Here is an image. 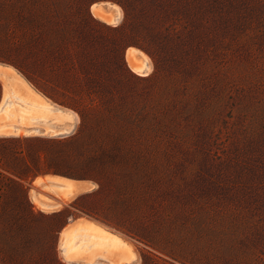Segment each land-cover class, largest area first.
I'll return each instance as SVG.
<instances>
[{
    "label": "rangeland",
    "instance_id": "obj_1",
    "mask_svg": "<svg viewBox=\"0 0 264 264\" xmlns=\"http://www.w3.org/2000/svg\"><path fill=\"white\" fill-rule=\"evenodd\" d=\"M0 63L79 117L43 135L58 121L0 82L6 124L39 133L0 137V264H108L62 258L80 218L139 264H264V0H0ZM49 175L93 188L43 212L32 197L54 205L55 183L35 182Z\"/></svg>",
    "mask_w": 264,
    "mask_h": 264
},
{
    "label": "bare ground",
    "instance_id": "obj_2",
    "mask_svg": "<svg viewBox=\"0 0 264 264\" xmlns=\"http://www.w3.org/2000/svg\"><path fill=\"white\" fill-rule=\"evenodd\" d=\"M91 11L95 18L108 25H118L122 18L121 7L112 3L94 4ZM126 58L130 69L134 73L148 75L152 71L151 59L143 52L130 48L126 53ZM0 82L5 88L9 84L11 86L8 89H4L5 95L11 92V94L25 99L31 105L38 107L36 108L37 112H35L38 114H40L38 112L40 108H46L52 114L53 119L58 121L57 127L59 129L46 130L43 135L54 137L58 136L60 132L71 134L74 131L79 120L77 113L59 106L55 107L51 100L35 89L12 66L0 63ZM13 111V109L10 110L12 119L15 117ZM19 114L22 115V111H19ZM24 118L28 119L29 117L24 115ZM6 123L4 110L0 106V137L34 136L39 134L37 132H22L20 129L14 130L12 126ZM47 179L55 183L51 191L58 197V200L64 201V204H67L77 193L93 188V184H90V182L84 186L72 187V181L67 178L51 176ZM47 179L38 177L35 182L39 184L46 182ZM32 199L43 212H52L61 207L59 204L51 205L34 197ZM79 242L84 243V246H78ZM60 247L61 256L67 263H94L98 258H102L108 264H139L138 250L133 244L120 239L104 226L82 218L72 222L62 231Z\"/></svg>",
    "mask_w": 264,
    "mask_h": 264
},
{
    "label": "crops",
    "instance_id": "obj_3",
    "mask_svg": "<svg viewBox=\"0 0 264 264\" xmlns=\"http://www.w3.org/2000/svg\"><path fill=\"white\" fill-rule=\"evenodd\" d=\"M51 176H53V177H60V176H58V175H49V176H43V177H45L46 179L48 178V177H51ZM64 178V177H63ZM48 180V182H50L49 181V179H47ZM47 180H46V182H47ZM68 180H70V179H68ZM70 181H72V180H70ZM44 183V182H43ZM51 183V182H50ZM86 183L85 182H78V181H72V184H71V186L73 187V186H84ZM82 193V192H81ZM80 193H77L75 196H73V198H71V200H73L77 195H79ZM50 200L52 201V203L53 204H59V205H61V207H59L58 209H56V210H60V209H62L64 206L63 205H65L63 202L64 201H62L61 199H59L58 200V198H54V196L53 197H51L50 198ZM69 202V201H68ZM67 202V203H68Z\"/></svg>",
    "mask_w": 264,
    "mask_h": 264
},
{
    "label": "water",
    "instance_id": "obj_4",
    "mask_svg": "<svg viewBox=\"0 0 264 264\" xmlns=\"http://www.w3.org/2000/svg\"><path fill=\"white\" fill-rule=\"evenodd\" d=\"M65 178V177H64ZM68 179V178H67ZM72 181H78V182H85V183H88L87 181H83V180H73V179H70Z\"/></svg>",
    "mask_w": 264,
    "mask_h": 264
},
{
    "label": "trees",
    "instance_id": "obj_5",
    "mask_svg": "<svg viewBox=\"0 0 264 264\" xmlns=\"http://www.w3.org/2000/svg\"><path fill=\"white\" fill-rule=\"evenodd\" d=\"M77 206H78V203L75 202V203L73 204V207L77 208ZM78 207H79V206H78ZM62 212H63V211H62Z\"/></svg>",
    "mask_w": 264,
    "mask_h": 264
}]
</instances>
